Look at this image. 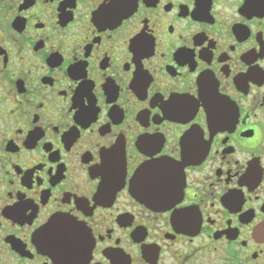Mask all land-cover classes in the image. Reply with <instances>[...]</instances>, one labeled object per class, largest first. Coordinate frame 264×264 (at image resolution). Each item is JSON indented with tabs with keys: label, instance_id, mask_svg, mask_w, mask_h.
Segmentation results:
<instances>
[{
	"label": "flooded vegetation",
	"instance_id": "obj_1",
	"mask_svg": "<svg viewBox=\"0 0 264 264\" xmlns=\"http://www.w3.org/2000/svg\"><path fill=\"white\" fill-rule=\"evenodd\" d=\"M0 264H264V0H0Z\"/></svg>",
	"mask_w": 264,
	"mask_h": 264
},
{
	"label": "water",
	"instance_id": "obj_2",
	"mask_svg": "<svg viewBox=\"0 0 264 264\" xmlns=\"http://www.w3.org/2000/svg\"><path fill=\"white\" fill-rule=\"evenodd\" d=\"M177 170V166L169 160H160L151 162L143 167L139 168L136 173L137 184L142 183L144 189L138 188L135 191L136 197L143 203L151 205L153 209H164V206L168 202V197L171 191V180L173 174ZM150 180L149 182H144ZM50 225L47 230L51 228ZM43 236V235H41ZM38 238V242L44 249H50L54 246L45 239Z\"/></svg>",
	"mask_w": 264,
	"mask_h": 264
}]
</instances>
